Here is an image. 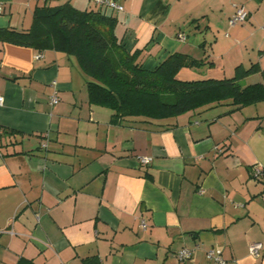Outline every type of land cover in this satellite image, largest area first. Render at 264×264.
Returning a JSON list of instances; mask_svg holds the SVG:
<instances>
[{
  "label": "crops",
  "instance_id": "crops-1",
  "mask_svg": "<svg viewBox=\"0 0 264 264\" xmlns=\"http://www.w3.org/2000/svg\"><path fill=\"white\" fill-rule=\"evenodd\" d=\"M109 1L122 10L0 0V28L27 30L36 8L69 3L116 17L144 69L180 52L204 64L179 80L264 70V0ZM239 6L248 17L229 26ZM86 83L64 52L0 42V264H212L211 249L230 264H264V249L249 251L264 246V102L114 122ZM181 249L192 252L184 262Z\"/></svg>",
  "mask_w": 264,
  "mask_h": 264
},
{
  "label": "trees",
  "instance_id": "trees-1",
  "mask_svg": "<svg viewBox=\"0 0 264 264\" xmlns=\"http://www.w3.org/2000/svg\"><path fill=\"white\" fill-rule=\"evenodd\" d=\"M116 24V17L100 10L80 11L69 3L44 5L34 10L27 30L0 28V42L74 57L87 77L89 102L108 108L114 122L125 118L154 122L219 103L232 105L233 111L264 102V83H240L256 73L264 79L257 64L236 67L230 78L179 80L180 69L199 68L203 60L175 52L153 70L144 69L140 54L118 40Z\"/></svg>",
  "mask_w": 264,
  "mask_h": 264
},
{
  "label": "built area",
  "instance_id": "built-area-1",
  "mask_svg": "<svg viewBox=\"0 0 264 264\" xmlns=\"http://www.w3.org/2000/svg\"><path fill=\"white\" fill-rule=\"evenodd\" d=\"M30 1H45V0H30ZM96 4L98 5H106L108 7L117 9V10H122V7L115 4L112 1L109 0H94ZM248 17V13L247 11L244 9V7L239 6L235 8V12L233 13V15L231 16V18L228 21L229 26H234L235 24L238 23H242L244 22ZM58 102V98L55 94H53L50 97V104L54 105ZM3 104V98L0 96V105ZM142 163L147 164L148 163V159L143 158L141 159ZM261 170L257 167L253 168V174L256 176H259L261 174ZM140 226L142 229H146L147 225L145 224L144 221H141ZM262 249H264V246H262L261 243H253L249 246V251L250 254L253 257H260L261 251ZM191 251L188 249H181L177 252L176 257L178 259L179 262H184L186 259L190 258L191 256ZM207 257L209 259V261L212 264H230L227 260H225L222 256H221V252L219 250L216 249H211L207 252Z\"/></svg>",
  "mask_w": 264,
  "mask_h": 264
},
{
  "label": "rangeland",
  "instance_id": "rangeland-1",
  "mask_svg": "<svg viewBox=\"0 0 264 264\" xmlns=\"http://www.w3.org/2000/svg\"><path fill=\"white\" fill-rule=\"evenodd\" d=\"M241 85H244V84L241 82Z\"/></svg>",
  "mask_w": 264,
  "mask_h": 264
}]
</instances>
